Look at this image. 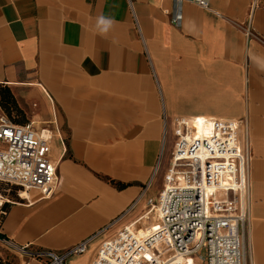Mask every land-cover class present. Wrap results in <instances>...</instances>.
Masks as SVG:
<instances>
[{
  "label": "crops",
  "instance_id": "1",
  "mask_svg": "<svg viewBox=\"0 0 264 264\" xmlns=\"http://www.w3.org/2000/svg\"><path fill=\"white\" fill-rule=\"evenodd\" d=\"M206 1L0 0V89L16 102L0 115L33 123L57 166L49 198L6 206L10 250L40 259L90 240L67 264H91L123 225L142 234L176 120L208 118L244 123L247 264H264V0ZM101 17L113 21L103 34Z\"/></svg>",
  "mask_w": 264,
  "mask_h": 264
},
{
  "label": "built area",
  "instance_id": "2",
  "mask_svg": "<svg viewBox=\"0 0 264 264\" xmlns=\"http://www.w3.org/2000/svg\"><path fill=\"white\" fill-rule=\"evenodd\" d=\"M173 2L208 8L206 0ZM181 18L178 11L172 22L180 26ZM243 124L240 120L177 119L164 187L157 198L146 200L155 220L142 234L123 225L101 242L91 264H247L249 160L242 144ZM49 154L47 139L33 123L20 125L0 115V183L19 188L20 199L22 191L28 196L36 192L40 199L53 194L57 166ZM9 204L12 201L0 194V222ZM89 242L61 254L33 255L51 259L52 264H67L69 258L87 253ZM3 243L13 245L5 239Z\"/></svg>",
  "mask_w": 264,
  "mask_h": 264
},
{
  "label": "rangeland",
  "instance_id": "3",
  "mask_svg": "<svg viewBox=\"0 0 264 264\" xmlns=\"http://www.w3.org/2000/svg\"><path fill=\"white\" fill-rule=\"evenodd\" d=\"M3 109V108H2ZM5 112V110L3 109ZM169 141H166L163 154L160 157L159 160V170L157 173V176L160 174L161 175V170L160 166L164 164V161L166 157H168L167 149L170 146L169 144L171 143V136L168 138ZM159 175V176H160ZM18 188L12 185H5L4 183H0V194L5 198L13 199L17 193ZM248 223V222H247ZM246 232H247V224H246ZM249 240V238H248ZM0 259L2 260L3 264H52L51 259L47 258H40V259H35V258H30L23 256L21 257L18 255L15 251L10 250L3 242L0 241ZM69 264V263H68Z\"/></svg>",
  "mask_w": 264,
  "mask_h": 264
},
{
  "label": "trees",
  "instance_id": "4",
  "mask_svg": "<svg viewBox=\"0 0 264 264\" xmlns=\"http://www.w3.org/2000/svg\"><path fill=\"white\" fill-rule=\"evenodd\" d=\"M0 105L7 112L9 116H11L12 110L14 111L16 110V102H15L14 96L12 95L11 91L8 88L0 89ZM17 194H18V191L16 195ZM3 238L4 237L0 234V239H3ZM0 264H3L1 259H0Z\"/></svg>",
  "mask_w": 264,
  "mask_h": 264
},
{
  "label": "clouds",
  "instance_id": "5",
  "mask_svg": "<svg viewBox=\"0 0 264 264\" xmlns=\"http://www.w3.org/2000/svg\"><path fill=\"white\" fill-rule=\"evenodd\" d=\"M113 21L111 19H106L104 17H101L98 21V25L102 26L100 28L101 33H106L109 28L112 26Z\"/></svg>",
  "mask_w": 264,
  "mask_h": 264
},
{
  "label": "bare ground",
  "instance_id": "6",
  "mask_svg": "<svg viewBox=\"0 0 264 264\" xmlns=\"http://www.w3.org/2000/svg\"><path fill=\"white\" fill-rule=\"evenodd\" d=\"M21 196H22L23 198H27L28 193L22 191V192H21Z\"/></svg>",
  "mask_w": 264,
  "mask_h": 264
}]
</instances>
